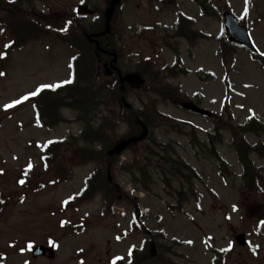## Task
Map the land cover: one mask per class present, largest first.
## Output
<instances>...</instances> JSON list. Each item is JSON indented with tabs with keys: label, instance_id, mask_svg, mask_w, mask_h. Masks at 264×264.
Wrapping results in <instances>:
<instances>
[{
	"label": "rangeland",
	"instance_id": "rangeland-1",
	"mask_svg": "<svg viewBox=\"0 0 264 264\" xmlns=\"http://www.w3.org/2000/svg\"><path fill=\"white\" fill-rule=\"evenodd\" d=\"M81 3V0H30L33 12L49 24L56 21L54 26L57 28ZM178 3L183 13L195 21L197 29L209 38L197 42L192 50H188L187 42L172 40L178 42L179 58L189 74L170 82L180 87L188 101L216 115L230 110L231 125H244L252 117L264 122V63L255 61L248 50L240 49L227 69L217 54V39L223 31L221 20L202 16L192 0H178ZM93 5L100 7V13L104 12V2ZM212 6H217L221 12L231 11L239 21L246 15L253 41L264 54V0L208 1V7ZM96 17L94 25L101 19ZM89 21L92 20L86 24ZM117 23L118 33L124 35V40L119 43L123 72L134 71L142 58L154 56L155 51L161 55L162 63L174 64V55L159 39L129 43L131 35L146 33L149 37L147 27L151 25H157L158 37L161 35L159 29L167 26L171 31L175 27L172 9L163 6L160 0L126 1L119 11ZM6 43L8 39L0 26V53H5ZM73 55L68 46L49 37L0 59V73H4L0 76V197L8 205L0 216V264H113L114 261L131 264L133 252H136V261L142 259L144 252L149 251L152 239L157 246L158 260L142 264H264V194L241 193L243 168L227 133L223 134L225 142L218 150L231 167L232 176H222L216 161L203 154L196 156L198 150L193 143L202 144L207 140V134L213 132V121L191 115L172 103L161 104L159 109L187 125L188 135L167 133L162 127L152 132V138L162 145H169L175 152L173 157L178 154L200 175L198 198L186 204L183 214L170 209L175 204L173 193L180 188L177 185L173 190L165 187L158 175H154L150 192L136 191L139 186L132 184L130 169L143 157L142 147L124 152L115 163V182L126 197L115 204L111 214L104 211L102 195L95 196L77 210H62V204L79 194L88 178L101 172L100 165L96 162L71 168L69 181L52 186L53 170L47 171L44 166L42 158L45 155L39 146L69 135L79 136L81 125L61 124L50 132L38 122L29 100L8 111L3 106L42 84L71 81ZM141 99L135 91H130L127 97L136 109L142 107ZM100 109L99 119L119 113L118 106L110 100ZM62 113L66 118L76 117L72 111L63 110ZM125 132L126 127L122 126L119 135ZM247 139L253 147L264 146V134L247 136ZM79 144L83 145L82 142ZM251 159L256 167L264 169V160L257 155H252ZM29 165L37 183L46 185L40 192L18 184L21 173L29 170ZM138 217L148 234L135 231ZM84 220L86 226L82 234L73 235L72 226L63 227L64 222L76 225ZM238 234L247 236V248L235 243ZM50 241L55 242L56 259H33L28 246H49Z\"/></svg>",
	"mask_w": 264,
	"mask_h": 264
},
{
	"label": "trees",
	"instance_id": "trees-1",
	"mask_svg": "<svg viewBox=\"0 0 264 264\" xmlns=\"http://www.w3.org/2000/svg\"><path fill=\"white\" fill-rule=\"evenodd\" d=\"M27 3H29L28 8H26ZM30 9H32L30 0H0V25L4 36L10 40L11 44L7 50L9 52L19 50L31 42H42L49 36H54L59 42L72 47L75 51L72 63L74 84L65 85L55 90L41 91L35 98L34 104L38 109L40 121L48 129H52L62 122H79L83 125L80 137L69 136L66 141L55 143L46 148L47 153L55 156L69 155L63 158L50 159L46 163L54 174H58L61 170L68 178L72 175L71 168L97 162L101 172L94 173L88 179L82 192L70 202V208L77 210L81 205L94 199L95 196L102 194L104 211L111 214L113 204L119 203L121 200L115 188L107 183V164L110 162L113 165V161H108L106 158L107 150L123 138L138 135L141 132L139 118L152 129V132L164 127L169 132L182 134L179 124L162 114L158 109L161 103L178 104L184 99L180 88L168 83L169 78H175L179 73L184 72L181 68L178 48L170 46L177 56L176 63L172 67L163 65L157 60V57L155 59L148 57L141 61L139 71L143 69L140 73L145 78L144 85L138 92L143 103L141 109L133 113L124 109L118 115L99 119L100 108L107 99L114 102L119 100L118 81L113 80L107 83L102 75V64L107 60V57L103 53L97 52L96 46L89 43L84 36L85 33L103 31L102 23L99 22L100 24L89 27L83 18L72 16L66 21L64 28L67 29L66 31L57 32V30L52 33L48 27L43 28L41 26L39 19L34 16ZM178 19L179 24L185 23L182 15L178 14ZM173 36L190 38L189 34L180 27H177ZM99 41L103 50H116L121 54L120 49L114 45V29L111 34L100 38ZM220 42L219 55L224 66L229 69L236 53L235 47L226 40L224 35ZM62 108L73 110L78 115L74 119H64L59 114ZM231 116L228 109L223 115L217 116L218 125L214 129V133L208 135V141L202 144L197 142V145L194 146L199 147L205 154L213 153L212 156L220 161L222 172L230 174L227 164L222 161L216 150L217 145L224 142L222 133L224 131L230 132L233 137L232 146L236 149L239 162L244 170V189L249 193L255 191L257 192L256 195L258 193L264 194L263 189L257 186L259 181L264 183V176L261 175L260 170L254 166L250 159L255 152L264 157V147L251 148L245 136L247 134L256 135V133L264 131V125L254 118L244 126L231 125L229 123L232 121ZM221 123H226V125L223 126ZM122 126L126 127V132L120 136L119 130ZM147 140L151 144H137L130 147L132 151L142 147L141 151L143 152V157L130 169L132 184L135 187L139 186L136 191L150 192L151 185L154 183V175H158L162 178L165 187L173 190V186L177 185L180 189L174 191L175 204L171 205L170 209L183 214L186 204L190 200L198 198L197 183L201 181L200 175L181 157H173L175 152L169 145H162L154 141L152 137ZM79 142H82L83 145H80ZM112 175L114 176V167H112ZM212 195L216 196L214 193ZM262 198L264 202V196ZM5 207L6 205L0 198V216H3ZM85 222L81 221L73 225V234L83 233L86 226Z\"/></svg>",
	"mask_w": 264,
	"mask_h": 264
},
{
	"label": "water",
	"instance_id": "water-1",
	"mask_svg": "<svg viewBox=\"0 0 264 264\" xmlns=\"http://www.w3.org/2000/svg\"><path fill=\"white\" fill-rule=\"evenodd\" d=\"M121 1L122 0H113V2L110 4V7L108 8V10L106 12V30H105V32H103L102 34L97 35V36H88L87 38L90 42H94L95 41L94 38H96L98 36L106 35L110 32V23H111V20L113 18V15H114L115 8L117 5L120 4ZM78 12L81 15H92L93 14V12L87 6H80L78 8ZM225 20H226L225 26H226V29L228 31L229 38L231 40H234V41L248 47L252 52H256L257 50L251 41V38H250V35H249L247 28L239 26L237 24L234 16H232L229 13L225 14ZM96 45H97V49L99 51H101V48H100L99 43L97 41H96ZM117 60H118V56L115 55L114 59L111 63V68H109L107 65L105 66V75L106 76H110L112 74L111 69L118 71V69L113 65V64L117 63ZM118 73H119L120 81H121V94L122 95L125 92V87H124L125 82H128V83L135 85V86H139L142 83L141 78L139 76L128 75L126 77H123L119 71H118ZM125 106L127 108L131 109V106L129 104L125 103ZM182 107H183V109L191 111L195 114H199V115H203V116H207V117H212V114L210 112L199 108L194 103L186 102V103L182 104ZM147 135H148V130H147L146 126L143 125V132L141 133V135H139L137 137H132L130 139H127V140L119 143L116 147H114L108 153V155L110 157L114 156L115 154L119 155L122 151H124L130 145L144 140L147 137ZM109 180H111L110 176H109ZM237 240L241 246H244L246 244L244 235L239 236L237 238ZM155 250H156L155 245L153 244L152 245V251H151V254L153 257L155 256ZM47 252L50 255L49 256L50 259H54L55 255H54L53 249H47L43 246L36 247L33 250V255L35 258H37L39 256L46 255Z\"/></svg>",
	"mask_w": 264,
	"mask_h": 264
},
{
	"label": "snow or ice",
	"instance_id": "snow-or-ice-1",
	"mask_svg": "<svg viewBox=\"0 0 264 264\" xmlns=\"http://www.w3.org/2000/svg\"><path fill=\"white\" fill-rule=\"evenodd\" d=\"M81 2H83V0H81ZM247 2V0H246ZM69 23H71V21H69ZM67 29H64V31H66ZM11 44H6L5 48H10ZM6 58V53H0V59H5ZM4 75V73H0V76ZM67 83H70L71 81H66ZM61 85L58 84H42L40 86H38L34 91L30 92L29 94L23 95L17 99L12 100L10 103L5 104L4 110L8 111L9 109H13L15 107H17L18 105H21L23 103H25L26 101H28L30 99V97H34L37 96L41 91H43L45 88L47 89H51V90H55L56 88L60 87ZM31 169V165H29V170ZM26 174V173H25ZM21 184H24L25 181L24 180H20L19 181ZM67 203V201L65 202ZM235 210V208H234ZM53 246H55V242H52ZM189 243H191V241H189ZM116 259H122V257H117ZM113 264H115V261L113 262Z\"/></svg>",
	"mask_w": 264,
	"mask_h": 264
},
{
	"label": "flooded vegetation",
	"instance_id": "flooded-vegetation-1",
	"mask_svg": "<svg viewBox=\"0 0 264 264\" xmlns=\"http://www.w3.org/2000/svg\"><path fill=\"white\" fill-rule=\"evenodd\" d=\"M110 1V0H109ZM192 25V22H190V25H189V30H190V33H194V30H193V27L191 26ZM248 252V251H247ZM249 253V252H248ZM248 258H251L250 256Z\"/></svg>",
	"mask_w": 264,
	"mask_h": 264
}]
</instances>
